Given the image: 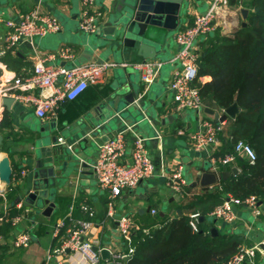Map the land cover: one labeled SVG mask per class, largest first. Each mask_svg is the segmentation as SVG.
Here are the masks:
<instances>
[{"label": "crops", "instance_id": "1", "mask_svg": "<svg viewBox=\"0 0 264 264\" xmlns=\"http://www.w3.org/2000/svg\"><path fill=\"white\" fill-rule=\"evenodd\" d=\"M232 1L234 2H230L226 8L228 16L219 17L216 21L215 29L221 34L234 33L245 21L241 8L249 10L243 5V2L248 0ZM211 2L212 0H189L184 6L176 28L167 37L163 36L164 42L157 59H164L167 63L162 68L160 77L146 91L141 74L129 65L111 68L103 84L90 85L81 96L61 104L56 114L46 119L35 114L33 105H25L15 100L10 108H7L0 99V124L4 113L8 116V126L2 129L0 126V136H3L0 138V159L9 156L14 171L10 184L0 180V218L6 213L9 217L13 207L30 212V204L26 199L37 189L47 190L48 187L51 200L56 204L50 216L38 212L39 217H26L17 225H13L15 228L9 237L0 236V264L2 258L14 255V252L20 249L26 251L21 255L19 264H46L51 247L60 243L59 239L53 237L55 224L69 213L75 221L93 222L94 227L88 237L94 244L105 246L117 231V219L127 212L133 214L138 225H142L148 214L160 213L161 217L166 214L174 217L193 212L181 209L179 205L184 203L183 197L190 198L200 193L203 187L199 185L200 173L213 170L209 166L208 152L197 151L188 142L187 134L198 130V117L194 111H180L175 108L174 94L169 85L176 63L170 60L180 48L175 41L177 29L191 23L196 13L204 12ZM118 3L120 0H96L97 7L104 13L101 24L103 29L100 33L87 34L79 28L81 0H0V14L7 19L17 21L28 11L40 7L55 14L62 23L60 32L37 38L34 43L21 44L9 51H5L4 40L8 29L0 26V83L12 76L28 75L33 71L40 53L52 52L65 46L73 49L75 58L66 62L60 59L50 60L51 63L124 61L123 56L109 51L104 46L111 37L104 29L109 25ZM201 80L210 81L211 77L203 76ZM21 92L29 94L37 91L29 89ZM128 93L134 95L135 102L139 105L144 101V107L138 110H124L123 120L108 118L111 114L108 112L110 103L117 95H121L122 102ZM207 115L214 120L213 116L208 113ZM228 121L229 119L225 121L224 126ZM124 122L132 126L127 134L129 152L134 141L143 137L157 171L136 189H126L122 196L115 197L114 212L110 216L111 196L107 190L97 185L92 164L97 156L98 145L123 128ZM181 128L186 130V134H179ZM60 137L64 138V143L59 142ZM225 137L227 134L223 131L220 134V153H223ZM170 166L183 167L182 172L187 182L184 196L180 197L166 184L165 173ZM230 166L231 173L233 168H238L235 164ZM22 170L26 175L18 180L15 174L20 175ZM188 186L193 189L188 190ZM12 188L16 190V196L9 200L7 195L11 193ZM64 197L69 200L68 208L65 209L67 213L64 217L54 218L53 215L60 209L58 199ZM74 202H78L79 207H74L71 211L70 206ZM34 204L31 205L35 207ZM261 209L262 214L255 218L249 208L238 205L234 208V223L217 220L210 214L206 218L201 216L199 222L203 220V226L210 231L216 229L218 233L229 231L235 235L240 234L244 240L242 246L251 247L264 242V202ZM153 210L156 213H153ZM32 220L36 221V224L31 231L32 240L29 247L13 246V234L30 225ZM49 264H53L52 261ZM243 264H264V250L258 251L254 258Z\"/></svg>", "mask_w": 264, "mask_h": 264}, {"label": "built area", "instance_id": "2", "mask_svg": "<svg viewBox=\"0 0 264 264\" xmlns=\"http://www.w3.org/2000/svg\"><path fill=\"white\" fill-rule=\"evenodd\" d=\"M230 0H212L208 8L202 13H196L191 23L177 29L175 41L180 48L176 55L170 60L176 63L173 76L170 82V89L174 94V104L177 110H192L197 113L198 130L189 132L188 142L195 150H206L208 152L209 166L213 172H218L222 165H232L237 157H242L253 163L256 160V151L243 141H238L232 152L220 153V134L224 131L225 121H215L207 116L199 88L194 85L198 77V57L200 42L211 35L215 30L216 21L219 17L228 16L226 8ZM101 12L96 5V0H81L79 12V28L84 33L94 34L101 27L103 20ZM0 26L7 27L8 31L4 37L5 51L14 50L21 44L34 43L35 39L43 38L48 34L57 33L62 30V23L58 17L36 7L19 20L5 18L0 14ZM74 51L71 47L65 46L55 51L40 53L34 64L33 71L25 76H12L0 83V99L13 97L15 100L25 104L33 105L35 114L46 119L56 114L57 108L66 101L75 100L82 95L90 85H101L104 83L108 71L113 67H127V61L120 63L116 61L96 60L86 61L82 64H55L50 60L60 59L64 62L71 61ZM167 63L164 59H149L135 63L133 69L141 74L144 82V90H148L160 77V72ZM34 89L36 93L25 94L21 91ZM16 90H20L17 92ZM226 110H220V115ZM131 126L118 130L115 135L107 138L97 147V156L92 164L94 179L99 187L107 190L111 196L109 201L112 216L114 212V198L123 195L126 189H136L145 179L156 174L157 167L149 154L145 139L139 138L129 152L128 131ZM186 134L185 129H180L179 134ZM64 143L63 137L59 138ZM71 147V146H69ZM183 167H171L165 173L166 184L180 197L186 193V179L183 175ZM14 173V172H13ZM26 175L24 170L16 175L18 180ZM262 202L255 196L247 198L228 197L221 204L216 206L210 213L217 220H223L230 224L236 220L234 208L238 205L245 206L251 210L255 218L262 214ZM20 206V205H19ZM18 206V207H19ZM21 207V206H20ZM71 211L74 205L71 206ZM84 209L86 207L82 206ZM153 213H156L153 210ZM0 218V221H10L12 226L17 225L26 214H20ZM93 215V213H91ZM200 213L193 211L189 213V223L193 231H199ZM36 221L15 232L12 237V244L16 247H29L32 240L31 231ZM117 231L107 241V245L98 246L88 237L94 227L91 221H75L71 213L55 224L53 237L60 240V243L52 246L47 256V263L53 264H121L133 252L132 235L139 229L131 212H127L117 219ZM147 231V230H146ZM98 246V249H95ZM103 249L109 250L110 257L104 260L101 256ZM264 250L260 244L245 247L242 246L225 264H243L256 256L258 251Z\"/></svg>", "mask_w": 264, "mask_h": 264}, {"label": "trees", "instance_id": "3", "mask_svg": "<svg viewBox=\"0 0 264 264\" xmlns=\"http://www.w3.org/2000/svg\"><path fill=\"white\" fill-rule=\"evenodd\" d=\"M243 5L250 10L246 26L230 35L215 29L200 42L199 74L194 85L207 107L226 110L233 104L238 106L236 117L229 118L224 126L227 137L222 152L234 151L237 142L243 141L257 156L253 163L237 157L234 164L239 171L227 178L222 173L230 172L231 166L222 165L218 184L202 187L200 193L190 198L183 197L184 203L179 207L197 211L203 218L230 196L241 199L255 196L264 202V0H248ZM203 76H210L211 80L202 81ZM4 115L1 129L8 126V116ZM11 190L9 200L16 196V190ZM58 202L60 209L54 218L67 213L69 200L64 197ZM73 205L79 207L78 202ZM30 208V212H25L13 207L9 217L22 213L29 218L40 216L38 208L33 205ZM199 223V231L195 232L189 223V213L174 217L148 214L132 235L133 252L121 264H225L239 252L244 241L240 234L229 231L214 234L205 229L203 220ZM14 228L10 221H3L0 236L9 237ZM101 264L106 262L102 260Z\"/></svg>", "mask_w": 264, "mask_h": 264}, {"label": "water", "instance_id": "4", "mask_svg": "<svg viewBox=\"0 0 264 264\" xmlns=\"http://www.w3.org/2000/svg\"><path fill=\"white\" fill-rule=\"evenodd\" d=\"M188 2L189 0H120L109 25L104 29L111 35L110 41L104 46L109 51L123 56L124 61L129 62L131 67L135 63H141V61L157 59L164 37H167L176 28L181 11ZM248 11L246 8H241V14L245 19L242 26L247 25ZM102 29L103 27L101 26L96 33H100ZM124 97L123 103L120 102L121 95H117L116 99L110 103L111 106H108V112H111V114L108 118L112 117L116 121L123 120L124 110H138V108L144 107V101H141L139 105L135 102L133 94L128 93ZM2 101L5 107L10 108L15 99L10 97L4 98ZM204 110L213 116L216 122L235 118L239 111L237 104L227 107L226 111L221 115L218 110L211 107L206 106ZM128 126L129 124L124 122L123 128ZM123 128L119 130H123ZM0 138L2 139L3 136H0ZM238 171V168H233L232 173L223 172L222 177L227 178L231 174L237 175ZM13 172L10 157H1L0 180L10 184ZM50 175H52V172ZM199 179V185L212 187L218 184L220 176L216 172L204 171L200 173ZM193 184L196 185V182ZM46 188L47 190L37 189L31 192L26 201L30 205L35 203L34 205L38 208V212L50 216L56 204L51 200L50 189ZM212 232L214 234L218 233L216 229H213ZM260 246L264 249V242L260 243ZM95 249H98V246H95ZM101 256L104 260H107L110 257L109 250L103 249Z\"/></svg>", "mask_w": 264, "mask_h": 264}, {"label": "rangeland", "instance_id": "5", "mask_svg": "<svg viewBox=\"0 0 264 264\" xmlns=\"http://www.w3.org/2000/svg\"><path fill=\"white\" fill-rule=\"evenodd\" d=\"M25 251H26V249H20V250L15 251L14 255L6 256V257L2 258L1 264H19L20 263V259H21V255Z\"/></svg>", "mask_w": 264, "mask_h": 264}]
</instances>
